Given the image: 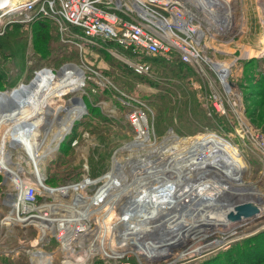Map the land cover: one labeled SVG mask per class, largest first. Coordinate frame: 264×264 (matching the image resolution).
Returning <instances> with one entry per match:
<instances>
[{
	"label": "built area",
	"instance_id": "obj_1",
	"mask_svg": "<svg viewBox=\"0 0 264 264\" xmlns=\"http://www.w3.org/2000/svg\"><path fill=\"white\" fill-rule=\"evenodd\" d=\"M219 6L204 0H33L12 13H23L25 22L50 20L61 42L73 45L80 56L87 47L100 49L138 76L150 74V60L171 62L178 58L198 78L189 84L197 91L206 115L223 119L245 164L246 144L264 159V133L246 117L241 85L233 77L237 59L210 58L203 50L208 37L220 39L229 33L231 17L221 21L225 14L221 16ZM7 14L4 10L0 17ZM92 70L103 87L112 92L114 101L127 110L135 132L134 121L142 120L143 134L149 136L150 129L154 134L148 105ZM234 127L239 142L232 139ZM223 131L205 129L182 140ZM76 144L74 140L72 145ZM18 145L37 170L36 176L42 178L25 181L20 179V172H16L15 181L10 178L12 194L7 211L0 217V228L34 230L35 246L49 247L54 242L60 252L59 264H195L205 255L227 251L236 242H223L233 233L222 230L225 224L234 225L239 219L232 221L228 216L221 221L201 220L217 212V204L201 207L200 188H215L216 183L240 188L245 184L246 169L240 186L234 182L240 173L218 160L215 172L202 185L204 181L190 176L182 185L170 178L165 185L148 186L135 184L131 172L122 177L124 170H120L125 161L113 169L111 179L103 175L106 182L113 181L108 187L82 190L79 183L53 187L44 183L23 143ZM0 173L8 176L3 170ZM73 191L80 193L74 195ZM247 219L252 218L243 221ZM8 235L0 231V244ZM22 245L20 242L15 247V254H26L30 264H53L58 253L55 249L42 251Z\"/></svg>",
	"mask_w": 264,
	"mask_h": 264
},
{
	"label": "rangeland",
	"instance_id": "obj_2",
	"mask_svg": "<svg viewBox=\"0 0 264 264\" xmlns=\"http://www.w3.org/2000/svg\"><path fill=\"white\" fill-rule=\"evenodd\" d=\"M31 1L33 0L25 1L20 9L22 10ZM218 4L221 5L219 6L221 16L225 14L223 17H231L230 23L232 21V24L230 29L232 34L229 38L231 41L223 43L221 39L208 37L206 39L207 47L203 48L205 55L210 58L229 60L232 55L237 58H245L249 54L261 53L264 49V43L262 42L264 36V0H219ZM23 17V13L19 15L12 12L0 17V69L4 75L2 80H0V92H7L10 96V102L5 103V106L0 102L1 110L5 112L10 109L11 114L9 115L13 116L14 114V118H18V116L23 115L27 111L30 117H34L35 120L33 121H36V123L29 121L31 125L28 131L41 137L45 131L55 132L56 125L54 121L51 122L52 116H47L44 113V106L50 98H62L61 101H57L52 105V109H54L59 105L68 104L74 98L79 99L83 104V97L85 98L86 95H89L88 98L92 101L94 99L95 105L100 108V113L104 116L105 121H99V125H92V123L84 125L83 123L86 120L83 119L87 112L83 106L82 116L80 115L74 121L81 123L74 126L72 130L77 141L76 145H72L67 141L66 144L60 146L62 141L65 142L63 137L70 136L71 129L56 142L57 148H55V143H50L46 139L41 147L32 149L31 144L27 145L29 140L26 139V134L6 141L4 148L5 153L9 157L8 167L15 171L14 174L20 172L18 173L20 179L35 181L36 178H39L38 175L36 176L37 170L33 169V165L28 161L26 152L18 147L21 142L26 151L32 154L31 160L33 159L32 161L37 164L39 173L45 180L44 183L53 187L68 183H80L89 175V178L96 179L105 174L106 179H111L114 176L113 169L116 168L113 161H119L117 162L118 166L127 161L123 163V166L126 167L130 162L128 160H131V158L135 159L134 162L142 158L140 157L141 154H136L139 157L134 158V153L140 152V150L127 149V145L136 139V132L129 122L127 110H120L115 106L118 102L112 98V92L103 87L102 82L96 79L92 69L101 73L105 79L107 78L116 86L124 89L128 88L129 93L147 102L150 109L149 118L152 119L154 130L157 133L155 137L150 129L148 139L150 142L148 144H157L171 134L181 137L178 138L181 140L183 139L182 137H186L187 134L183 132L180 134L172 129V127L174 129L178 128L180 121L181 124L184 122L182 115H185L187 121L194 125L193 128L196 127V131H198L195 134L205 129L215 131L221 128L224 131H230L224 121L220 122L212 119L206 125L198 119V117L201 118V113H204L205 107L200 101L197 91L189 84L191 79L198 80L193 71L188 73L185 78L181 73L174 75L167 69L160 70L163 67L150 60L153 63L150 74L135 80L130 74L124 73L123 71L125 70L123 68L121 69L118 65L115 67V63L102 53L97 54L87 50L85 54L83 53L84 55L82 54L76 60L69 57L70 51L68 48L57 50L56 47L54 50H50L46 46L44 51H42V48L47 43H59L60 37L58 38L56 37L57 35H54L52 26L48 25V27L43 28L37 23L38 21L25 22ZM45 33L50 36L46 38ZM209 34L214 33L210 31ZM61 59L63 61L72 60L75 63L59 66L60 64L57 62H60ZM63 66L65 67L61 69ZM262 67L264 66L260 64L261 69H263ZM255 69H258V66H255ZM62 72H68V74L60 77L59 75ZM47 74L56 75L57 81L56 79H48L46 77ZM235 75L242 80L244 72H240L236 68L234 77ZM130 77L132 79L129 80ZM23 87H27L28 95L24 92L20 93ZM27 99L28 102L26 103ZM260 100L262 104L259 107H254V104ZM260 100L252 98L250 102L247 101L245 103V107H247L249 114L252 116L253 124L264 133V99L262 100L261 98ZM162 103H165V105H162ZM2 111L0 113H3ZM167 115L171 117L170 121L172 124L171 126H166V131H164L166 133L162 135L164 129L160 126V123L163 121L162 118H166ZM0 119L1 140L2 134H5L9 127V122L5 118ZM234 129L235 127L231 131L232 139L234 142H239ZM223 134L221 132L217 135L226 140ZM225 135L231 138V135ZM226 141L235 150L234 171L235 173H240V176L238 175L239 181L243 184V173L246 169L244 186L258 191L259 198L254 199V201L259 202L262 207V212L257 215L258 218L256 219L252 218L243 221L244 218H239L236 224H225L223 226L222 231L225 234L233 233L231 234L232 236L228 235V238H221L224 240L223 242H240L264 231V159L258 156L251 145L246 144L243 145V154L247 158L244 164L237 147L232 144L231 140L230 142ZM37 150H39L38 160L35 157ZM86 167H88V171ZM21 170L23 171L21 172ZM12 181L15 180L12 179ZM42 193L41 190L40 195H43ZM79 193V191L72 192L74 195ZM11 194L12 183L10 176L7 177L0 173V217L7 211V201L10 200L9 196ZM96 197H98V194H96ZM243 203L246 202L237 200L233 205L239 206L243 205ZM247 204H252L259 208V205L255 203ZM0 231H7V234H9L0 244V264H30L26 254H15L17 249L15 247L20 242L26 247L35 246L36 232L31 229L23 232L14 228H0ZM34 248L42 251H47L49 248L58 251L54 242L49 247L35 246ZM12 249L14 250L13 252ZM219 253H224V250L220 249L217 252L205 255L198 259L195 264H206V261H211ZM59 261L60 252L58 251L55 254L53 264H59ZM208 263L211 264V262ZM223 264L226 263L224 262ZM259 264H264V262Z\"/></svg>",
	"mask_w": 264,
	"mask_h": 264
},
{
	"label": "bare ground",
	"instance_id": "obj_3",
	"mask_svg": "<svg viewBox=\"0 0 264 264\" xmlns=\"http://www.w3.org/2000/svg\"><path fill=\"white\" fill-rule=\"evenodd\" d=\"M25 1L28 0H0V12L4 10H6L8 13L16 11L22 7V4H24ZM204 1L206 3H219V0ZM226 18H229V16L223 17L221 21ZM262 42L264 43V36ZM68 72H62L59 76L62 77L64 74H68ZM55 76L56 75L50 74L46 75V77L50 80H55ZM27 91V87H23L20 93L24 92L26 95H28ZM9 98V93L0 92V102H2L3 105L10 102ZM28 99L26 103L28 102ZM61 100L62 98L60 97L50 98L44 106V113L47 116H52L51 122L54 121L56 126L54 133L45 131L41 137H39L36 133L32 134L31 131H28L31 125L29 124V121L33 123H36V121H33L35 120L34 117H30V114L27 111L23 115L18 116V118H14V114L13 116L9 115L11 114L10 109L3 112L1 110L2 108H0V111L3 112L0 113V118H5L6 121L9 122V127L5 131V134H2L0 140V170L7 172L10 178L14 179L16 177L14 174L15 171L8 167L9 157L5 153L6 151L4 148L6 141L11 140V138L17 137L19 135L26 134V139L29 140V144L27 143V145L31 144L32 149L41 147L46 139H48L50 143H55L56 148V142L59 141L63 135H66L69 132L75 119L80 117L82 114L83 105L80 100H77L76 98L72 99L68 104L65 103L66 105H59L52 109V105L55 102ZM134 123L136 125V139L127 145V149L140 150V152L134 153V158L139 157L136 156V154H141L140 157L142 158L136 160V163L134 162L135 159H132L133 161H130L126 167L121 166L120 171L124 170V175L122 177H126L129 172H131L132 178L137 185H165L168 183L170 178L175 179L179 185H182L183 180L189 178L190 176L197 177V179L204 181L201 183L202 185L207 180H209L211 175L215 172L214 165L216 164L217 160L220 162H227L228 169L234 170L235 150L226 141L228 140L230 142L231 140V138L225 135H230V131L228 130L223 131V135L226 137V140L217 134L215 135V133L203 134L194 138H187L184 139V141L178 139V136L176 138L175 134H171L157 144H148V142H150V140H148L149 136L147 133L143 134L145 123L142 120H135ZM117 162L119 161H113V164L116 168L119 167ZM138 164L139 166L137 167ZM86 168L88 171V167ZM38 177L39 179L42 178L39 174ZM89 177L90 175L81 181L78 184V187L82 190H85L88 187L97 189L100 186H102L101 188H104L113 185L112 183L109 184V181H107L109 183L106 184L107 182L103 179V176L96 179ZM234 182H237L238 186L242 185L238 178H235ZM140 187L142 186H139V188ZM136 189L138 188L136 187ZM200 189L203 190L200 193V202L202 203L201 207H207L208 204H217V212H210V214L207 215L208 219L202 216L201 220L203 222L221 221L224 220V217L228 219V216H233L236 213V207H238L234 206L233 204L237 200L239 202L255 203L256 205H259V214L262 212L261 204L257 201H254V199L259 198V193L255 189H250L246 186H240V188H236L230 185V187H228L220 183H216L215 188L205 189L202 187ZM179 190H182V188H179ZM194 190L195 192L197 191V189ZM232 221H236V219L234 218Z\"/></svg>",
	"mask_w": 264,
	"mask_h": 264
},
{
	"label": "trees",
	"instance_id": "obj_4",
	"mask_svg": "<svg viewBox=\"0 0 264 264\" xmlns=\"http://www.w3.org/2000/svg\"><path fill=\"white\" fill-rule=\"evenodd\" d=\"M39 25H41V27H48V25L53 27L54 30V35L56 37L59 38V35L57 33V29L55 27V25L47 19H40L37 22ZM56 31V32H55ZM45 37H49L50 35L45 33ZM48 47L50 50H54L57 47V50L59 49H69L70 51V56L73 59L78 60L79 57H81L77 51V49L70 44H65L62 43L60 41L59 38V43L57 44H51V43H47L44 45V47L42 48V51H44L45 47ZM87 50H90L89 52H96L98 53H102L106 56H108L111 61H113L115 63V67H117V65L123 70L124 73L130 74L133 79L137 80L139 77L138 75L133 74L127 67H125L120 61H118L117 59L115 60V58L113 59L112 56H110L109 54H107L106 52L100 50V49H96V48H91V47H87L85 48V51L87 52ZM85 51L83 52L85 54ZM62 52V51H60ZM83 54V55H84ZM100 55V54H99ZM98 55V56H99ZM155 61L156 63H158V66L163 67L160 70L163 69H167L170 73L174 74V75H178V74H182L184 75V77H187L188 73H191V69L184 63H182L178 58L174 57V59L171 62H165L162 59H156V60H152ZM257 62V59H251V60H247L244 62H241L243 69L242 71L244 72V75L242 76V80L238 78V81L242 84V83H246L247 86H243L244 89L247 90V93H243L244 95V103L250 102V100L252 98H256L258 100H260L262 98V100L264 99V75H255V63ZM58 64H60L59 66L63 65V64H67V63H75L72 60H68V61H63V59H61L60 62H57ZM56 63V64H57ZM153 63L150 61V66H151V70L153 68ZM58 66V67H59ZM122 71V70H120ZM127 71V72H126ZM101 72V71H100ZM243 74V73H242ZM4 77L2 70L0 69V80H2V78ZM234 77V76H233ZM235 78V77H234ZM132 79L131 77L129 78V80ZM127 84V83H126ZM122 88V87H121ZM124 91H126L128 94L133 95L131 93L128 92V88L124 89L122 88ZM89 95H86V97H83V103L85 105V109H86V115L84 117L83 120H86L85 123H83L84 125H88L89 123H92V125H99V121H105L104 116L100 113V108L95 105V101L93 99V101L88 98ZM135 96V95H133ZM162 96V95H161ZM137 98H139L140 100L144 101L146 104L147 102L138 97L135 96ZM262 104V101L260 100L259 102H256L254 104V107H259ZM148 105V104H147ZM162 105H165V103H162ZM115 106H117L120 110H124L125 108L121 105V104H116ZM149 106V105H148ZM164 111V110H163ZM202 112V110H201ZM245 114L246 117L250 120V122H252V116L249 114L247 107H245ZM147 115L149 116V113H147ZM206 115V111L204 109V113H201V118L198 117L199 120L203 121L204 124H209L210 120L214 119V120H219L220 122L223 121L222 118H217V117H208ZM184 122L181 124L180 121V125L178 128L174 129V127H172V129L180 134H182L181 132L187 134V136H194L197 135L195 134L196 131V127L193 128L194 125H192L190 122L187 121V118L185 115H182ZM163 121L160 123V126H162V128L164 129V131H166V126L170 125L171 126V117L169 115L166 116V118H162ZM81 122H74L70 131V136L66 137L64 136V141H62L60 143V146L63 144H66L67 141L70 142V144H72V142L75 139V135H73V128L74 126L80 124ZM253 123V122H252ZM152 126H153V121H152ZM153 131L154 134H157L154 130L153 127ZM162 135H164L166 132L163 133ZM201 133V132H200ZM161 135V136H162ZM186 136V137H187ZM246 155V154H245ZM246 158V156H245ZM247 160V158H246ZM51 186V185H50ZM221 254V255H220ZM204 262V261H203ZM208 262H211V264H223L224 262L226 264H259L264 262V231L262 233H259L258 235H255L253 237H248L246 239L241 240L240 242H234L231 246V248L227 251H225L224 253H219L217 254L213 259H211V261H206V264H209Z\"/></svg>",
	"mask_w": 264,
	"mask_h": 264
},
{
	"label": "crops",
	"instance_id": "obj_5",
	"mask_svg": "<svg viewBox=\"0 0 264 264\" xmlns=\"http://www.w3.org/2000/svg\"><path fill=\"white\" fill-rule=\"evenodd\" d=\"M248 52V51H247ZM250 53V52H249ZM249 56V57H248ZM233 59H237L234 69H233V76H234V71H236V68L240 70V72H242L243 66L241 64V62L247 61V60H251V59H257V62L255 64V66H258V69H255V75H264V67H262L263 69L260 68V64H262L264 66V49L262 50V52L258 53V54H254V55H247L245 58H237L234 55H232ZM238 76L235 75V79L237 80V82L241 85V89L243 93H247V90L243 88V86H247L246 83H240L238 81Z\"/></svg>",
	"mask_w": 264,
	"mask_h": 264
},
{
	"label": "water",
	"instance_id": "obj_6",
	"mask_svg": "<svg viewBox=\"0 0 264 264\" xmlns=\"http://www.w3.org/2000/svg\"><path fill=\"white\" fill-rule=\"evenodd\" d=\"M231 34L232 33H231V29H230L229 33L226 36L221 37L220 39L222 41H227V40H229ZM64 67L65 66H63L61 69H63ZM235 210H236V214L231 216V217L229 216L232 220L234 218L236 220H238L239 218H254V217L256 218L257 215L259 214V208H257L255 205H252V204L239 205L238 207H236Z\"/></svg>",
	"mask_w": 264,
	"mask_h": 264
}]
</instances>
